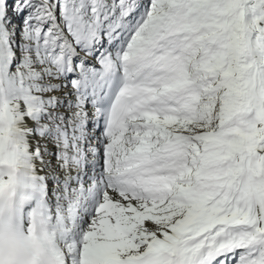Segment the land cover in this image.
Returning <instances> with one entry per match:
<instances>
[{"label":"snow or ice","instance_id":"snow-or-ice-1","mask_svg":"<svg viewBox=\"0 0 264 264\" xmlns=\"http://www.w3.org/2000/svg\"><path fill=\"white\" fill-rule=\"evenodd\" d=\"M0 264H264V0H0Z\"/></svg>","mask_w":264,"mask_h":264}]
</instances>
